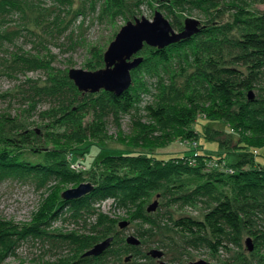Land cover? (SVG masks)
<instances>
[{
    "label": "rangeland",
    "instance_id": "1",
    "mask_svg": "<svg viewBox=\"0 0 264 264\" xmlns=\"http://www.w3.org/2000/svg\"><path fill=\"white\" fill-rule=\"evenodd\" d=\"M28 1L34 8L26 9L24 14L13 13L4 25L13 28L14 33L10 35L14 37L0 39V59H9V64H13L16 55L30 53L39 55L50 68L24 71L16 66L21 64L20 58L7 73L0 70V114L19 116L17 123L1 121V124L6 133L15 132L16 125L26 127L27 124H31L32 129L37 128L47 139L57 133L56 141L49 142L48 148L62 140L60 135L66 131L49 117L40 120L39 113L50 109L49 99H42L35 111L28 107L29 102L19 91L30 88L33 82L29 80L44 86L51 73L68 76L72 68L89 71L105 68L104 53L121 28L137 18L153 20L157 10L172 26L174 17L183 25L187 18L199 19L206 31L204 34L222 29L233 21L232 11L226 6L228 0H220L223 11L219 12L217 8L195 7L192 1L186 0H169L164 5L159 0ZM205 1L209 5L213 2ZM243 2L254 12H264V0ZM202 34L172 52L175 57L169 64H162L151 55L154 47L145 45L139 52L144 60L131 71V88L136 96L131 111L119 113V117H106L103 130L95 131L94 137L89 135L82 144L66 149L69 169L82 174L81 181L49 180L40 184L24 175L0 177V226L8 227L13 234L10 238H18L21 234L18 241L0 252V264H264V190L255 187L259 200H244L241 195L244 189L233 176L244 169L264 167V143L252 144L253 134L239 129L236 122L216 118L225 112L222 109L225 107L214 106L209 95L201 94L202 74L208 71V60L215 46L214 41L203 44L202 38L196 39ZM238 36L237 31L228 34L230 39ZM223 54L225 60L232 57L228 47L223 48ZM261 83L260 89L253 90L255 101L264 99V78ZM193 92L199 94L192 95ZM189 96L195 99L192 104L185 101ZM245 96L250 99L249 92ZM158 103L169 108L166 124L155 120L148 112L149 106ZM184 106L191 107L194 116L183 128L176 114ZM39 120L40 126H36ZM92 120L91 114L85 119L87 125ZM188 130L197 134L194 140L186 137ZM166 132L171 133L169 141L160 137ZM218 134L230 141L229 146L211 140V135ZM139 154L152 157V167H159L161 173L167 171V179L143 178L137 166L138 157H135ZM17 155L33 163L43 158L41 154L31 153L30 149ZM108 156L126 159L120 160V167L118 165L115 171L119 160H112L113 166L108 169L103 163V158ZM239 159L242 164L236 166ZM168 162L172 167H165ZM186 166L192 169L191 173L184 171ZM130 180L139 182L137 202L108 197L96 198L88 207L85 206L90 204V199L86 198L75 207L61 204L62 192L82 183H92L96 190L115 182L120 186L119 191L126 193L136 186ZM197 184L205 187H198L193 193ZM223 198L230 199L241 213L244 224L239 238L229 242L228 247L211 252L195 237L175 228L177 218L188 215L203 219L208 209ZM156 201V210L148 211ZM53 202V212L58 211L56 215L50 207ZM122 221H128L124 228L120 227ZM132 236L140 244H129L127 239ZM110 237L115 238V242L109 246L107 254L99 255L101 258L95 261L94 257L98 256L81 260L88 249ZM86 238H90L91 243L85 246L88 249L84 252L78 244ZM154 250L163 252V256L153 257Z\"/></svg>",
    "mask_w": 264,
    "mask_h": 264
},
{
    "label": "trees",
    "instance_id": "2",
    "mask_svg": "<svg viewBox=\"0 0 264 264\" xmlns=\"http://www.w3.org/2000/svg\"><path fill=\"white\" fill-rule=\"evenodd\" d=\"M187 1H192L193 5L195 4V7L198 8L211 7L217 8L218 12L223 11L220 0H212L213 2L210 5L205 3V0ZM161 3V5H164L166 2ZM226 6L232 11V22H228L222 29L209 30L206 34H204L206 32L205 29H201L199 33L193 36L196 37L200 33H203L196 39L202 38L200 42L203 44L208 41H214L215 43L214 51L210 53L207 64L208 71L206 70L202 74L201 94L209 95V98H212L214 106L225 107L222 108L225 112H222L216 118H222L230 123L236 122L239 129H243L254 135L255 139L251 138L252 144H263L264 99L252 101L245 96V93L262 87L261 79L264 78V12L259 13L250 10L243 0H228ZM226 6L224 5V7ZM31 8H34V6L28 0H0V39L10 40L11 37H14V35H10L11 32L12 34L14 33L13 28L4 26L8 22V17L15 12L24 14L27 11L26 9ZM173 26L177 30H182L184 25L177 17H174ZM234 31H237L239 36L234 39L228 38V34ZM0 43H2L1 40ZM186 43L187 41L171 44L164 49L154 47L155 49H151V55L162 64H169L175 57L172 52L181 49ZM174 46L177 48L174 49ZM224 47L231 49L232 57L230 60H225L223 54ZM22 54L23 56L16 55L14 58L16 60L12 62L14 64L20 61L19 59L21 58V64L16 65L19 69L22 67L24 71H29L38 68H50L49 64L39 55ZM10 61L9 59L3 60L1 58L0 70H4L6 73L10 71L13 68V64H9ZM53 75V73L49 75L44 86H41L38 81L29 80L33 82L30 88L25 89L24 87V90L19 91V93H21L22 98H25L29 102L28 107L34 111L42 99H49L51 101L50 109L41 111L39 117L41 121L49 117L51 122L53 121L54 124L63 127L66 132L60 135L62 140L55 142V146L48 148L49 142L56 141L54 136L57 133L52 134V138L47 139L38 133L37 128H30L29 125L31 124H27L26 127L16 125L17 130L15 132L6 133L1 121L8 124L17 123L19 116L18 114L12 116L11 113L0 114L1 178L24 175L26 178L34 179L40 184H46L49 180L81 181L82 174L69 169L66 149L68 150V147L71 145L82 144L89 135L94 137L95 131L98 132L105 128L106 117H119V113L130 112L135 102L136 96L131 86L121 96H116L114 93L104 90L97 93L82 92L66 74L60 76ZM198 94L199 92L197 94L193 92L192 95ZM194 100V97L191 96L185 99L189 104H192ZM234 105H238V107L234 108ZM203 110L206 111L205 108ZM148 112L152 118L160 121L162 124H166L170 117L169 108L164 103L149 106ZM90 114L93 116V120L87 125L85 119ZM193 116V110L188 106H184L176 114V118L178 117L177 121L182 124L183 128L191 122ZM216 118L211 117L213 120ZM40 120L35 123L36 126H40ZM185 134L189 140H194L197 135L192 130H188ZM162 136L165 138L164 141L172 139L171 133L166 132V134L160 137ZM210 138L211 140L223 143L225 147L230 144V141L223 140L220 134L216 137L211 135ZM246 139L249 140V138ZM25 149H30V152L33 154H41L43 156L42 160L36 163L23 161L17 154H20ZM135 157H138L137 166L143 178L151 176L167 179V171L161 173L158 171L159 167H152V157L140 154ZM125 159L117 156H108L103 158V163L110 169L113 166L112 160H119L114 167V170L118 171L121 163L120 160ZM169 164L171 163H166L165 167H172ZM241 164L242 160L239 159L235 165ZM167 170L170 171V169ZM184 171L191 173L192 169L186 166V170ZM233 176H235L234 181L240 184V188L244 189V193L241 194L244 200L248 198L259 200L260 196L256 193L257 189L255 187H258L260 191L264 190V167L260 169H244ZM131 182L136 186L130 187L131 191L126 190V193L124 190L119 191L120 186L115 184V182H111L96 190L94 189L90 194L79 199L65 200L62 198L61 204L62 206L75 207L76 204L86 198L90 199V204L85 206L88 207L93 204L94 199L99 198L101 200L108 197H115L118 201L120 198L122 202H137L136 193L138 192L137 187L139 186L137 183L139 182H135V180ZM198 187L202 188L205 185L197 184L193 193L197 191ZM50 207L52 214L56 215L58 211L53 212L55 209L54 202L50 203ZM243 225L241 213L234 208L233 203L227 198L217 201L213 207L208 209L203 219L198 220L186 215L177 218L174 222L177 230L183 234L195 237L200 243L209 247L211 252H218L219 249L228 247L229 242L239 238ZM7 229L8 227L0 226V252L7 248L9 244L12 245L20 239L21 234H18V238H10V235L13 236V234H10ZM254 234L257 235L256 233ZM90 240V238L84 239V242L78 244L79 247L83 251H86L88 248H85V246H90ZM114 242L115 238H113L111 245ZM109 251L110 247L101 256H104ZM101 256H84L82 254L81 260L87 261L89 258L92 259L94 257L95 261L99 257L101 258Z\"/></svg>",
    "mask_w": 264,
    "mask_h": 264
},
{
    "label": "water",
    "instance_id": "3",
    "mask_svg": "<svg viewBox=\"0 0 264 264\" xmlns=\"http://www.w3.org/2000/svg\"><path fill=\"white\" fill-rule=\"evenodd\" d=\"M168 2L169 0H159ZM202 29L201 21L195 18H187L182 30H176L170 21L160 10L155 12L153 20L146 17L137 18L135 22H128L117 34L104 53L105 68L96 71L72 68L68 72L69 78L82 92L97 93L102 90L121 96L132 84L131 71L143 62V57L138 55L145 45L164 49L171 44L188 41ZM250 100H254L253 91L249 92ZM92 183H82L77 187L69 188L62 192L61 196L65 200L79 199L91 191ZM158 202L153 203L148 211L156 210ZM128 221L120 222V227L124 228ZM113 238L110 237L87 250L84 256H99L103 254L111 245ZM129 244H140L135 237L127 239ZM251 248V247H250ZM153 257L163 256V252L154 250ZM196 264H204L199 262Z\"/></svg>",
    "mask_w": 264,
    "mask_h": 264
},
{
    "label": "built area",
    "instance_id": "4",
    "mask_svg": "<svg viewBox=\"0 0 264 264\" xmlns=\"http://www.w3.org/2000/svg\"><path fill=\"white\" fill-rule=\"evenodd\" d=\"M74 165V168H77V165L73 164Z\"/></svg>",
    "mask_w": 264,
    "mask_h": 264
},
{
    "label": "flooded vegetation",
    "instance_id": "5",
    "mask_svg": "<svg viewBox=\"0 0 264 264\" xmlns=\"http://www.w3.org/2000/svg\"><path fill=\"white\" fill-rule=\"evenodd\" d=\"M130 259V258H129Z\"/></svg>",
    "mask_w": 264,
    "mask_h": 264
}]
</instances>
